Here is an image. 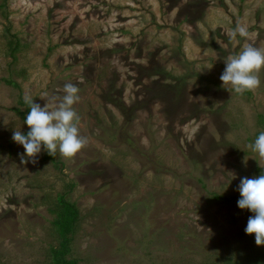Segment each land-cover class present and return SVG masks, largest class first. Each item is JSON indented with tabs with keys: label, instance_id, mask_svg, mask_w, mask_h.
Returning <instances> with one entry per match:
<instances>
[{
	"label": "rangeland",
	"instance_id": "374dc122",
	"mask_svg": "<svg viewBox=\"0 0 264 264\" xmlns=\"http://www.w3.org/2000/svg\"><path fill=\"white\" fill-rule=\"evenodd\" d=\"M237 23L248 38H229ZM247 43L264 48V0H0V264H52L49 208L68 183L80 264L251 253L254 214L214 199L264 174L248 147L264 132V70L243 94L219 79ZM66 83L80 89L86 147L70 159L57 151L62 171L43 147L22 164L12 135L29 128L16 109L26 111L25 95L43 107Z\"/></svg>",
	"mask_w": 264,
	"mask_h": 264
},
{
	"label": "clouds",
	"instance_id": "9594fccd",
	"mask_svg": "<svg viewBox=\"0 0 264 264\" xmlns=\"http://www.w3.org/2000/svg\"><path fill=\"white\" fill-rule=\"evenodd\" d=\"M227 35L235 40L238 35L248 38L250 34L246 26L237 23ZM224 64L225 68L219 77L223 87L230 85V90L236 94L255 91L260 87V73L264 70V48L247 43L237 54L226 57ZM79 91L76 85L66 83L62 96L45 94L42 98L45 101L43 107L34 103L31 96L25 95L24 102L30 108L25 119L29 131L24 134L15 130L12 135V140L23 146L24 153L20 154L22 164H36L42 147L49 156L55 157L58 151L68 159L86 147L88 139L80 134V117L74 108L80 100ZM248 147L264 160V132ZM237 191L240 194L238 207L254 214L248 219L245 233L254 234L256 245L264 246V174L242 178Z\"/></svg>",
	"mask_w": 264,
	"mask_h": 264
},
{
	"label": "trees",
	"instance_id": "16d2710c",
	"mask_svg": "<svg viewBox=\"0 0 264 264\" xmlns=\"http://www.w3.org/2000/svg\"><path fill=\"white\" fill-rule=\"evenodd\" d=\"M9 46L11 51L15 53L18 49L17 43L14 41L9 42ZM6 82L10 85H17L12 80H6ZM249 92V91H248ZM25 103V102H24ZM27 109L26 111H20V109H16V111L26 119V115L28 111H30L29 106L26 104ZM264 118V117H262ZM264 124V120H263ZM29 129L27 130V132ZM26 132V133H27ZM25 133V134H26ZM260 134V133H258ZM57 154L55 157L49 156L47 152L45 153V160L49 159L55 165L57 169L62 171L64 165L61 163L60 160H57ZM262 171V170H260ZM75 185L74 183H68L64 186V190L59 192L55 199L51 201V207L49 211L53 215L52 220V227L55 231L54 234L57 235L59 242L58 246H52L50 248V254L52 257V264H80L78 259L72 258V243L74 240L75 233L79 226L81 216L80 211L75 202L70 199V194L72 193ZM214 199L223 202V203H233L240 199V196H226V195H218L214 194ZM252 241V244L255 243V236L254 234L249 237ZM255 247L251 248V253H245L244 256L238 257L237 259L233 260L230 259L222 264H264V246H257L256 243L254 244ZM217 264V263H215Z\"/></svg>",
	"mask_w": 264,
	"mask_h": 264
}]
</instances>
